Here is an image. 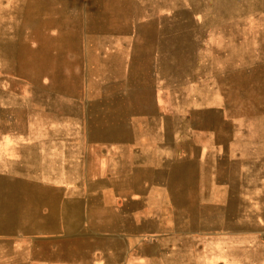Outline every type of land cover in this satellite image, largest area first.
I'll use <instances>...</instances> for the list:
<instances>
[{
  "label": "crops",
  "instance_id": "crops-1",
  "mask_svg": "<svg viewBox=\"0 0 264 264\" xmlns=\"http://www.w3.org/2000/svg\"><path fill=\"white\" fill-rule=\"evenodd\" d=\"M167 1L0 0V264H264V35Z\"/></svg>",
  "mask_w": 264,
  "mask_h": 264
},
{
  "label": "rangeland",
  "instance_id": "rangeland-1",
  "mask_svg": "<svg viewBox=\"0 0 264 264\" xmlns=\"http://www.w3.org/2000/svg\"><path fill=\"white\" fill-rule=\"evenodd\" d=\"M164 1L165 5L162 4L158 12L161 20L170 19L172 14L169 2ZM177 1L192 6L190 19L193 37L207 35L210 42L217 35H264V0ZM201 24H206V29Z\"/></svg>",
  "mask_w": 264,
  "mask_h": 264
}]
</instances>
